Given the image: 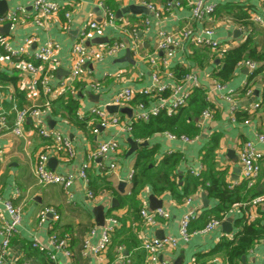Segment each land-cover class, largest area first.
I'll use <instances>...</instances> for the list:
<instances>
[{"label": "crops", "instance_id": "0c3cea01", "mask_svg": "<svg viewBox=\"0 0 264 264\" xmlns=\"http://www.w3.org/2000/svg\"><path fill=\"white\" fill-rule=\"evenodd\" d=\"M47 1L57 3L60 10L45 19L43 26L34 23V0H8L7 10L0 12V70L18 79L16 86L0 83V120L4 118L6 122L5 126L0 125V208L8 200L14 206L21 207V221L10 240L3 264H120L114 252L119 242L124 247L127 264H132L133 261L146 264L144 258L142 261L136 259L140 253L146 258L140 248L142 236L179 238L180 221L184 214L196 205H203L202 197L185 204V199L194 195L199 188L179 202L166 190L161 194H154L152 186L148 184L137 195L138 204L135 206L139 210L144 206L152 211L149 197L153 195L157 201H161V209L168 217H156V223L152 226L141 224L139 212L136 213L129 202L133 186L129 174L137 172L138 154L143 146H147L149 150L155 147V164L167 155L178 153L182 157V175L178 178L181 179L180 185H183L186 175H191L189 170L192 168L202 165L201 176L204 175L207 167L203 157L210 151L215 169L224 174L223 181L227 188L235 183L229 190L239 189L242 197L241 203L233 206L222 217L223 221L231 219L230 231L221 226L212 233H197L208 220L203 207L199 217L189 226V231L196 233L187 242L179 241L174 248L165 247L159 255L161 261L171 264H229L225 252L216 250L223 241H231V237L233 241H237L242 226L237 225L236 221L244 218L246 223L263 230V236L236 264H264V207L257 208L256 213L248 217L246 206L253 197L264 193V157L259 162V174L252 186H248L243 179L242 167L238 161L239 147L245 141L252 142L255 149L264 156V141L260 142L257 137L260 134L264 136V66L259 63L260 67L253 76H250L246 68L235 67L229 79L223 80L220 77L225 55L245 44L256 56L264 58V0H205L206 3L215 5V13L202 21L191 18V3L196 0ZM169 3L172 6H168ZM130 5L143 6L147 13L118 14ZM65 13L70 14L68 24ZM3 17L6 19L1 20ZM91 22H96L100 30H91ZM187 27L195 36L218 42L224 50L223 58L218 57L206 43L196 44L185 38L182 33ZM82 31L89 32L85 47L102 48L117 42L123 43L125 48L115 55L92 61L87 65L86 71L73 80L71 48L79 40ZM161 32L173 37L174 42L179 43L178 46H172L168 52L160 51ZM4 41L13 48L23 45L29 53L49 41L57 42L59 50L50 72L54 94L51 101L62 92L69 91L68 87H61L63 83L72 81L74 92L69 91L67 94L76 98L83 114H87L92 107H97L104 110L107 118L118 116L125 122L134 123L135 127L139 123L133 119L134 113L138 111L136 105L144 102L151 106L160 102L141 92H158L157 89L162 86L168 92L167 100L186 93L190 95L195 89L202 90L207 108L212 109V118L202 126L199 125L200 116L195 120L199 132L193 136L186 135L198 136V140L193 143L169 141L163 135L166 131L142 139L135 137L137 130L119 134L116 127L112 126L101 127L98 134H94L92 128L98 125L96 118L89 117L87 127L82 129L60 116L62 111L56 110L57 101L52 108L44 107L47 97L40 88L35 92L28 90L29 76L15 67L14 61L7 57L2 48ZM150 58L155 60V64L150 62ZM153 73L159 76L156 86L153 84ZM188 75L197 78L198 88L195 85L193 87V81L185 79ZM91 81L100 85L98 91L91 87ZM216 83L225 85L224 89L214 90ZM125 88H131L135 92L132 102L113 105L114 94ZM249 88L254 91L251 97L247 94ZM206 91L211 94L212 102H207ZM227 91L235 92L237 105L234 111L230 109L231 103L224 98ZM33 107H37L39 111L36 115L27 116L23 127L25 136H15L11 129L16 113L20 109ZM245 120H249L250 124L245 125ZM39 123L46 128H51L53 124V128L68 140L73 155L69 157L65 149L53 148L50 140L40 138L36 134ZM110 139L119 143L117 153L109 154L105 159L96 158L94 154L100 142ZM130 141L137 142L138 147H132ZM41 153L49 155L48 167L52 171L76 175L81 169H85L88 182L77 176L67 191L60 185H39L34 168ZM111 162L117 164V170L113 172L106 168ZM91 184L101 189L100 191L109 188L112 190L102 191L96 197L89 198L87 192L90 191ZM201 187L206 196L204 186ZM113 190L117 193L113 194ZM208 200L210 208L218 203L216 199ZM47 210L51 212L44 213ZM43 213L45 216L41 218ZM107 217L118 218L122 222L121 227L125 226L127 232L117 243L113 238L108 252L104 257L98 258L92 249L100 239L102 225ZM4 219H9L8 214H4ZM52 233L67 237L69 255L55 252L50 244ZM87 237L90 247L84 254L83 242ZM34 240L44 250L32 248ZM1 241L0 235V243ZM50 253H55V261L49 259Z\"/></svg>", "mask_w": 264, "mask_h": 264}, {"label": "built area", "instance_id": "2783aa9c", "mask_svg": "<svg viewBox=\"0 0 264 264\" xmlns=\"http://www.w3.org/2000/svg\"><path fill=\"white\" fill-rule=\"evenodd\" d=\"M8 1V0H5ZM178 4V2H176ZM168 6H172L171 3ZM152 8V7H151ZM33 10L35 13L34 23L38 26H43V21L53 15H55L59 10L60 6L51 1L47 0H34L33 2ZM192 10V20L194 21H202L206 17L211 16L215 13V5L206 3L205 0H196L191 3ZM7 17V16H5ZM65 18L67 20V24L70 22V14L65 13ZM6 18H2L4 20ZM106 23V22H105ZM89 28L91 30H100L99 25L96 22H91L89 24ZM89 33V32H88ZM88 33L85 31L81 32L80 38L78 41L74 42L71 48V76L72 79H77L83 71H86V67L94 60H102L105 56L115 55L119 51H121L125 46L123 43L114 42L112 45H108L102 48H91L85 47V41L88 40ZM182 35L188 40L194 41L196 44L203 45L206 43L210 46L218 55V57L223 58V47L218 44L216 41H211L209 39H205L202 36L193 35V31L190 28H186ZM162 38L161 43L159 44L160 51H171L172 46H178V42H174V38L160 33ZM29 41L26 43L28 44ZM2 48L5 51L7 57L14 61L15 67L21 69V71L29 76L27 81L28 90L30 92H35L38 88L42 91V93L47 97L44 102V107H50V102L53 94V87L50 84V72L53 70V63L55 62L56 52L59 50V44L54 41H49L44 45L39 46L33 53H29L26 50V47L20 45L19 47L13 48L8 42H2ZM25 56L27 59H25ZM30 59V60H29ZM152 64H155V60L153 58L149 59ZM237 68L244 67L246 68L250 76L255 75L256 71L259 69L260 64L255 61H251L249 59H244L237 63ZM153 84L156 86L159 83V76L157 73H153L152 75ZM188 81H193V87L195 85L196 88L199 87V83L197 82V78L194 75H188L185 77ZM91 87L94 90L98 91L100 89V85L91 81ZM69 91L74 92L73 82H65L62 84L61 88H67ZM160 89H157L158 92H150L149 90L142 91V95L149 96L151 99H159L160 102L157 104L148 106L144 102L138 103L136 108L137 112L134 113L133 119L135 122H149L152 118L157 117L161 112H165L167 116L175 115L178 110L184 107L187 104V101L191 94L186 93L181 95L180 97H172V100H167V98L159 97L160 92H164L166 90L165 87L160 86ZM225 85L222 83H216L215 89L216 91H221L224 89ZM254 91L249 88L247 90L248 96H253ZM135 92L131 88H125L117 91L114 94L112 104L113 105H124L132 102L135 96ZM207 102H212L211 94L209 91L205 93ZM224 98L231 103L230 109L234 111L235 106L237 105V99L234 91H227L224 95ZM256 107L258 105H255ZM81 109V108H80ZM78 109L76 115L81 117H93L97 119L96 127L92 128V132L94 134H98L99 128L101 127H116L118 130L117 133L132 131V123L125 122L118 116H113L111 118H107L104 110H101L97 107H92L87 114H83L81 110ZM80 110V111H79ZM39 109L37 107L28 108V109H20L13 120V125L11 132L17 137H24V123L27 116L36 115ZM212 109L206 108L200 114V126H202L205 121L210 120L212 118ZM92 120V119H91ZM133 122V121H132ZM245 125L250 124L249 120H245ZM0 125L5 126L6 122L4 118L0 120ZM36 134L44 139L52 141L53 148H62L65 149L67 155L71 157L73 155L71 146L68 140L63 136L60 131H57L54 128H46L41 123L36 127ZM164 137L169 141H181L183 143H193L198 140V136L188 137L186 135L177 136L175 134L165 132ZM258 140L260 142L264 141V136L257 135ZM119 149V143L115 139H110L108 141L100 142L97 151L94 156L99 159H105L109 154L117 153ZM263 155L259 153L252 142L245 141L241 144L238 150V161L240 166L242 167V176L243 179L247 182L248 186H252L255 182L256 177L259 174V162L263 159ZM49 155L46 153H41L36 160L34 174L37 183L41 186H51V185H60L66 191L72 186L74 180L77 178H82L86 183L88 182L87 173L85 169H81L78 174H59L52 171L48 167L49 163ZM108 171L113 172L117 170V164L115 162L109 163L108 167H106ZM203 170L202 165L192 168L189 170L190 174L194 177L201 178V172ZM134 171L129 174V179L131 180L133 177ZM235 183H231L229 185V189H232ZM203 189L199 187V190L192 196H188L185 199V204H190L194 200L199 199L203 196ZM89 198L96 197L91 191L87 192ZM248 207V217L252 214L256 213V209L260 207H264V193L253 197L247 204ZM203 205L199 204L187 211L180 221V230H179V238L173 237H165L162 239H158L156 237H144L142 236L141 248L144 250L146 254L145 262L146 264H171L165 261H161L159 259L160 252L165 247H176L179 241L187 242L190 237L196 232H190L189 226L192 221H194L202 212ZM51 211L47 210L44 213H50ZM8 214L9 219H4V214ZM44 213L41 215V218H44ZM139 216L141 224L152 226L156 223V217H164L167 218L168 215L164 212L163 209H156L149 211L148 208L142 207L139 210ZM226 218V217H225ZM224 219H216L214 217H209L205 226L198 230L199 234H208L212 233L215 230H219L221 227V223ZM21 221V207L14 206L11 201H5L3 203V207L0 208V222L2 227L0 228V235L2 236V241L0 243V264H3L6 256L8 254L10 240L13 237L16 227L20 224ZM119 226V223L116 217H107L104 220V224L102 225L101 235L98 243L93 247V253L98 258L104 257V254L107 252L109 245L111 244V236L114 231ZM92 233V231H91ZM232 240V237L230 238ZM67 237L58 235L56 233H52L50 235V244L54 248L55 252H65L66 255H69ZM31 247L37 249L39 251L44 250L43 247H40L37 243V240L32 241ZM90 247V241L87 237L83 242V253L86 254ZM49 259L55 261V253L49 254ZM120 264H127L128 261L124 257L123 249L118 248V257Z\"/></svg>", "mask_w": 264, "mask_h": 264}, {"label": "trees", "instance_id": "16d2710c", "mask_svg": "<svg viewBox=\"0 0 264 264\" xmlns=\"http://www.w3.org/2000/svg\"><path fill=\"white\" fill-rule=\"evenodd\" d=\"M243 58L258 63H263L264 66V58L256 56L255 52L253 50H250L249 47L245 44L244 46L235 49L231 53L225 55L223 59L224 67L220 72V77H222L223 80L229 79V77L233 73L234 68L237 66V63L243 60ZM17 80V77L10 76L7 72L0 70L1 84H13L16 86ZM67 92L69 93V91L62 92L58 98L51 101L50 106L52 108L54 102L57 101L58 104L56 110L62 111L60 116H62V118L67 120L69 123L85 129L87 127L89 118H79L76 115V112L79 109L78 102L76 98L72 97L71 95L69 96ZM167 94L168 92L166 91L160 92L159 97L166 98ZM207 107L208 104L205 101L202 90L195 89L193 90L188 103L184 107L180 108L175 115L166 116L165 112L163 111L157 117L152 118L149 122H139L135 125V127L133 126L134 123H132V132L134 130H137V133L135 132V137L142 139H146L155 133H162L164 131L175 135L184 134L193 136L199 132V129L195 125V120ZM155 153V147H153L152 150H149L147 146H143L138 154V162L136 163L137 172L134 173V176L132 177L133 186L129 199V202L136 213L139 212V208L137 209V207L135 206L138 204L137 195L148 184L152 186V192L154 194L158 195L166 190L170 192L171 195H173L179 202H182V199L184 197L197 190L199 188V185L200 187L203 185L205 188L204 192L206 193V197L210 200H218L217 205H215L213 208H210V206L204 208V214L208 215V218L214 217L216 219H222V217L226 215L233 206L241 203L242 197L240 195V190L237 189L235 191H230L227 188V185L223 181L224 174L218 172L215 169L213 155L210 151H207L203 157L204 165L207 167L204 175L201 176V178L197 179L188 174L183 180V185H180L181 179H179L180 181L178 180V178H181L182 175L180 169L182 157L178 153L167 155L164 156L158 164H155L153 160V156L155 155ZM206 183H208V185H206ZM89 190L94 195H97L102 191H111L112 189L109 188L100 191L101 189H98V187L91 184ZM112 192L113 194L117 193L115 190H113ZM116 219L119 223V226L111 236V244L109 245L108 250L112 245L113 238L117 243V240L122 237L125 232H127L125 226L121 227L122 222L120 223L119 219ZM246 222L247 220H245L244 218L236 221L237 225L242 226V230L238 233L237 241H223L219 244L217 250L215 249L216 252H218L219 250L225 252L229 264H236V261L243 254H245L246 251L255 242H257V240L261 239V237L263 236V230L254 226L253 224H249ZM262 239H264V237ZM120 244L121 243L119 242V245H117L114 250L116 259L118 257L119 247H121L124 252V247ZM143 258L145 259V255H143V253H140V255L136 257V259H138L139 261H142ZM137 263L136 261L132 262V264Z\"/></svg>", "mask_w": 264, "mask_h": 264}, {"label": "water", "instance_id": "95a60500", "mask_svg": "<svg viewBox=\"0 0 264 264\" xmlns=\"http://www.w3.org/2000/svg\"><path fill=\"white\" fill-rule=\"evenodd\" d=\"M145 9L146 8L143 7V6L130 5L129 7L122 9V11H119L118 14L121 16L122 14L127 13V12L135 13V14L147 13V12H145ZM6 10H7V1L0 0V12H4ZM0 14H2V13H0ZM127 53H128V56H129V50H127ZM112 109H117V107H112ZM50 127L53 128V124ZM130 143H131L132 147H138V143L137 142L130 141ZM202 201H203V207L207 208L208 205H209V200L206 198L205 195L202 196ZM149 202H150V205H152L151 206L152 210H156V209H159V208L162 207L161 201H157L153 195H151L149 197ZM230 222H231V219H226V221H223L221 223L222 228H224V229L227 228V230L230 231Z\"/></svg>", "mask_w": 264, "mask_h": 264}]
</instances>
